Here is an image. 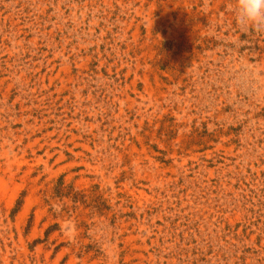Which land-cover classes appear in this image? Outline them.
<instances>
[{
	"label": "rangeland",
	"instance_id": "1",
	"mask_svg": "<svg viewBox=\"0 0 264 264\" xmlns=\"http://www.w3.org/2000/svg\"><path fill=\"white\" fill-rule=\"evenodd\" d=\"M0 264H264V32L0 0Z\"/></svg>",
	"mask_w": 264,
	"mask_h": 264
},
{
	"label": "clouds",
	"instance_id": "2",
	"mask_svg": "<svg viewBox=\"0 0 264 264\" xmlns=\"http://www.w3.org/2000/svg\"><path fill=\"white\" fill-rule=\"evenodd\" d=\"M233 18L241 30L264 32V0H232ZM69 236L74 235L75 226L66 222Z\"/></svg>",
	"mask_w": 264,
	"mask_h": 264
}]
</instances>
